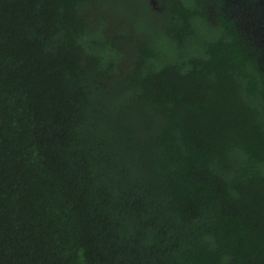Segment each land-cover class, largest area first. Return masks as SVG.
<instances>
[{
  "label": "trees",
  "instance_id": "1",
  "mask_svg": "<svg viewBox=\"0 0 264 264\" xmlns=\"http://www.w3.org/2000/svg\"><path fill=\"white\" fill-rule=\"evenodd\" d=\"M0 0V264H264V0Z\"/></svg>",
  "mask_w": 264,
  "mask_h": 264
},
{
  "label": "water",
  "instance_id": "2",
  "mask_svg": "<svg viewBox=\"0 0 264 264\" xmlns=\"http://www.w3.org/2000/svg\"><path fill=\"white\" fill-rule=\"evenodd\" d=\"M151 3L155 6L156 2L155 0H151Z\"/></svg>",
  "mask_w": 264,
  "mask_h": 264
}]
</instances>
